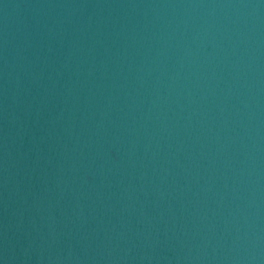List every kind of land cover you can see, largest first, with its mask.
<instances>
[{
  "label": "water",
  "instance_id": "95a60500",
  "mask_svg": "<svg viewBox=\"0 0 264 264\" xmlns=\"http://www.w3.org/2000/svg\"><path fill=\"white\" fill-rule=\"evenodd\" d=\"M0 264H264V0H0Z\"/></svg>",
  "mask_w": 264,
  "mask_h": 264
}]
</instances>
